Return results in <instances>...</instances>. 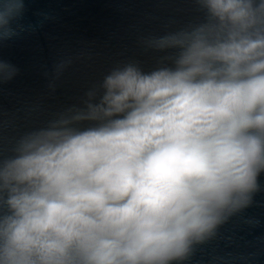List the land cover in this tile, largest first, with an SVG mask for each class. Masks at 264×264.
I'll use <instances>...</instances> for the list:
<instances>
[{
  "label": "clouds",
  "instance_id": "clouds-1",
  "mask_svg": "<svg viewBox=\"0 0 264 264\" xmlns=\"http://www.w3.org/2000/svg\"><path fill=\"white\" fill-rule=\"evenodd\" d=\"M192 2L197 18L140 37L150 67L115 63L0 154V264H187L256 204L264 0ZM26 8L0 0V46ZM71 63L54 64L50 91ZM19 72L0 58V84Z\"/></svg>",
  "mask_w": 264,
  "mask_h": 264
},
{
  "label": "water",
  "instance_id": "water-1",
  "mask_svg": "<svg viewBox=\"0 0 264 264\" xmlns=\"http://www.w3.org/2000/svg\"><path fill=\"white\" fill-rule=\"evenodd\" d=\"M26 6L25 31L0 46V58L20 69L0 84V154L24 131L76 103L115 63L136 58L150 67L155 56L142 49L141 36L162 34L172 27L170 21L200 15L192 0H26ZM62 58L72 63L50 91L48 79ZM255 199L246 213L197 246L187 264H264V192ZM245 216L260 222L250 225Z\"/></svg>",
  "mask_w": 264,
  "mask_h": 264
}]
</instances>
